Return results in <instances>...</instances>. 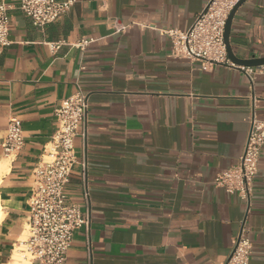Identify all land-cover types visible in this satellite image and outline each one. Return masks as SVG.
<instances>
[{"label":"crops","instance_id":"0c3cea01","mask_svg":"<svg viewBox=\"0 0 264 264\" xmlns=\"http://www.w3.org/2000/svg\"><path fill=\"white\" fill-rule=\"evenodd\" d=\"M206 2L76 0L36 27L18 0H6L0 264L26 239L32 169L55 131V109L78 89L87 96V135L74 139L64 192L88 210L90 227L88 237L74 232L66 264H223L242 226L249 264H264V146L248 203L213 182L238 163L252 110L264 123V65L251 85L230 60L235 66L173 56L162 32L186 31ZM81 39L91 40L83 51L71 46ZM228 41L238 59L264 57V0L236 9ZM11 116L24 139L12 161L1 148Z\"/></svg>","mask_w":264,"mask_h":264},{"label":"built area","instance_id":"2783aa9c","mask_svg":"<svg viewBox=\"0 0 264 264\" xmlns=\"http://www.w3.org/2000/svg\"><path fill=\"white\" fill-rule=\"evenodd\" d=\"M239 0H207L202 12L186 31L166 30L163 34L172 44V54L204 65H231L224 43L227 17ZM76 0H18L17 9L36 27L56 22L75 4ZM11 6L0 0V52L9 44V16ZM91 40L81 39L71 46L83 51ZM50 44V50L58 48ZM252 85L257 68L237 66ZM254 106V105H253ZM87 96L79 89L54 111L55 131L44 146L32 169V189L24 246L30 264H66V253L75 231L83 229L88 237L90 216L88 210L68 202L64 192L71 171L76 164L74 139L85 143L87 129ZM250 128L242 154L236 165L215 176L213 182L229 195H237L247 203L253 189L260 151L264 146V123L259 122L252 110ZM24 145L20 121L11 116L6 135L1 143L3 156L14 160ZM85 170V164L81 163ZM88 205L87 189L83 191ZM251 241L242 226L236 242L223 264H249ZM88 254L90 255L89 248Z\"/></svg>","mask_w":264,"mask_h":264},{"label":"water","instance_id":"95a60500","mask_svg":"<svg viewBox=\"0 0 264 264\" xmlns=\"http://www.w3.org/2000/svg\"><path fill=\"white\" fill-rule=\"evenodd\" d=\"M245 0H239L234 7L232 8V10L230 11L226 23H225V27H224V43H225V47H226V52H227V56L228 59L233 62L234 64L238 65V66H244V67H250V68H255V67H260L264 65V57L261 58H250V59H238L236 57L233 56L230 46H229V34H230V26H231V22L234 16V13L236 11V9L244 2Z\"/></svg>","mask_w":264,"mask_h":264},{"label":"bare ground","instance_id":"6f19581e","mask_svg":"<svg viewBox=\"0 0 264 264\" xmlns=\"http://www.w3.org/2000/svg\"><path fill=\"white\" fill-rule=\"evenodd\" d=\"M6 171V167H0V177ZM2 217L1 207H0V219ZM25 254L20 253L19 248H15L12 255V262L10 264H28L27 259L25 260L23 257ZM26 258V257H25ZM30 264V262H29Z\"/></svg>","mask_w":264,"mask_h":264},{"label":"rangeland","instance_id":"374dc122","mask_svg":"<svg viewBox=\"0 0 264 264\" xmlns=\"http://www.w3.org/2000/svg\"><path fill=\"white\" fill-rule=\"evenodd\" d=\"M26 232H25V236H26ZM16 248H19L20 249V253H22V254H25V256L23 257L25 260L27 259V262H28V264H29V259H30V257H29V254H28V252H27V250H26V248L24 247V246H19V247H16ZM26 257V258H25Z\"/></svg>","mask_w":264,"mask_h":264}]
</instances>
